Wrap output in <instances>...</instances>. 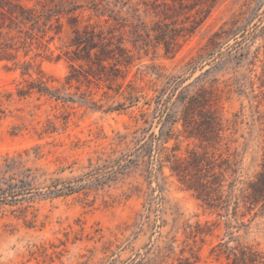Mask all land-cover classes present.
I'll return each instance as SVG.
<instances>
[{
  "label": "rangeland",
  "instance_id": "374dc122",
  "mask_svg": "<svg viewBox=\"0 0 264 264\" xmlns=\"http://www.w3.org/2000/svg\"><path fill=\"white\" fill-rule=\"evenodd\" d=\"M0 264H264V0H0Z\"/></svg>",
  "mask_w": 264,
  "mask_h": 264
},
{
  "label": "trees",
  "instance_id": "16d2710c",
  "mask_svg": "<svg viewBox=\"0 0 264 264\" xmlns=\"http://www.w3.org/2000/svg\"><path fill=\"white\" fill-rule=\"evenodd\" d=\"M143 148H144V146H143ZM142 152H144V149H142V147H141V151H139V152H137V153H134L135 155H134V157H136V156H138L137 154H142ZM134 157H132V158H130V159H125L124 160V164H122V163H119V170H123L127 165H130V164H132V163H134V161H135V159H134Z\"/></svg>",
  "mask_w": 264,
  "mask_h": 264
}]
</instances>
